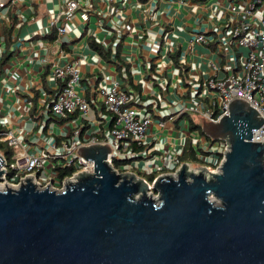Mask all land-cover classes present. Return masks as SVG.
I'll return each instance as SVG.
<instances>
[{
  "label": "crops",
  "instance_id": "1",
  "mask_svg": "<svg viewBox=\"0 0 264 264\" xmlns=\"http://www.w3.org/2000/svg\"><path fill=\"white\" fill-rule=\"evenodd\" d=\"M68 1L13 0L0 13V134L13 130L31 154L43 157L61 154L77 135L80 141L106 139L111 116L101 92L119 82L131 104L151 115L153 123L145 144L129 143L118 161L146 179L174 172L183 164L187 143L193 147L184 133L186 118L200 125L196 120L201 113L221 102L207 89L212 63L219 66V79L242 72L241 53L227 40L225 29L235 25L228 2L213 0L212 7L200 12L198 0L169 6L166 0H78L79 9L67 19ZM239 4L245 6L243 0ZM62 26L67 33L61 36ZM195 33L217 39L209 45L191 44ZM93 41L106 56L92 47ZM77 55L82 58L78 92L96 110L98 123L93 125L89 116L59 121L49 111L57 91L54 67ZM202 128L195 130L203 133ZM202 136L206 143L200 148L209 155L216 152L221 140Z\"/></svg>",
  "mask_w": 264,
  "mask_h": 264
},
{
  "label": "water",
  "instance_id": "2",
  "mask_svg": "<svg viewBox=\"0 0 264 264\" xmlns=\"http://www.w3.org/2000/svg\"><path fill=\"white\" fill-rule=\"evenodd\" d=\"M196 121L230 150L219 172L183 163L158 176V198L145 179L116 172L108 145L81 147L94 173L62 190L5 185L0 264H264V142L253 141L264 121L240 99L219 122Z\"/></svg>",
  "mask_w": 264,
  "mask_h": 264
},
{
  "label": "built area",
  "instance_id": "3",
  "mask_svg": "<svg viewBox=\"0 0 264 264\" xmlns=\"http://www.w3.org/2000/svg\"><path fill=\"white\" fill-rule=\"evenodd\" d=\"M13 0H0V13L12 3ZM177 0H166V5L175 3ZM181 1V0H179ZM228 2L227 12L234 17L235 25L226 28L228 34V44L236 47L241 53L242 72L232 74L223 79L217 77L219 66L212 63L214 74L207 82L209 95L217 96L221 102H214L213 109H207L201 113L202 118H206L212 123L219 122L223 117L229 115V105L232 101L240 99L254 108L264 121V0H243L244 7L240 6L241 0H226ZM213 0H198V5L203 11L207 6L212 7ZM209 3V4H208ZM78 0H70L65 5V14L67 19L79 9ZM262 14V15H261ZM225 30L222 34L225 33ZM59 35L67 33L64 26L58 28ZM217 39V38H215ZM207 33H195L191 44L209 45L215 41ZM81 56H75L71 61L61 65H55L53 77L57 84L58 94L52 101L50 113L57 120H64L69 116L84 115L90 109L85 94L79 93L81 87L80 62ZM47 62V59H43ZM102 95L106 99V109L111 116V128L109 137L101 139L97 136H90L87 140L80 141L78 135L72 138L70 142L64 145L61 154H49L48 156H37L31 154L27 145L13 132L8 130L0 134L1 141L7 143L13 150L12 162L9 164L7 158L2 154L3 167L5 171L1 182L11 187H19L26 179L31 178L39 187L50 186L52 189L62 190L69 182L75 181L80 173H94L93 161H87L78 155L81 147L91 145H108L111 153L108 155V163L116 170L117 173H134L126 171L122 166L121 157L124 154L125 146L133 142L138 146H143L149 135V129L153 123L151 115L146 111L140 110L131 104V95L125 91L119 82L113 84L109 90H102ZM28 105L33 106L31 101ZM163 125V123H161ZM254 142H264V124L253 133ZM230 144L226 141H220V146L216 152L207 153L204 148L197 150V157L202 161V165L193 167L188 163L190 168L197 170L203 166L211 172H219V169L225 159L226 153L230 150ZM213 157V158H212ZM212 158V160L210 159ZM49 160L54 163L47 176L42 178L46 168L45 161ZM61 160V164L57 162ZM209 160V163L206 162ZM181 166V165H180ZM180 166L172 173L175 174ZM58 167L75 168V172L65 178H60ZM9 171L15 174L9 178ZM137 176L143 178L137 173ZM164 175V174H161ZM159 175V176H161ZM158 177V176H157ZM156 177V178H157ZM145 179L150 186L151 194L158 198V194L152 190L151 182ZM63 186L62 189L59 187Z\"/></svg>",
  "mask_w": 264,
  "mask_h": 264
},
{
  "label": "trees",
  "instance_id": "4",
  "mask_svg": "<svg viewBox=\"0 0 264 264\" xmlns=\"http://www.w3.org/2000/svg\"><path fill=\"white\" fill-rule=\"evenodd\" d=\"M91 45L98 52H100L101 54L106 56V54L104 53L103 48L99 44H97L96 42L93 41V42H91ZM5 60L6 59L4 58V61ZM58 92L59 91L52 92L53 95H54V98L56 97ZM54 98H53V100H54ZM69 117H71V116H69ZM66 119H64V120H66ZM200 128H201V125L193 124V127L191 129L195 130V129H200ZM201 134L204 135L202 132H201ZM0 153H2L7 158L9 164L13 161L12 157H13L14 153H13L12 148H10L7 143L2 142L1 138H0ZM180 160H181V163L190 162V163H193L195 165H202V161L197 157V150L194 149V147H192L191 145H189V142L187 143V147L185 148V153L183 154V156L181 157ZM58 170L60 171V178L62 180L67 178V177H69V176H71L75 172V168L74 167L65 168V169H62V168L58 167ZM14 174H15L14 171H9L8 177L11 178ZM147 179L152 182L154 179H156V176H154V175L147 176Z\"/></svg>",
  "mask_w": 264,
  "mask_h": 264
},
{
  "label": "rangeland",
  "instance_id": "5",
  "mask_svg": "<svg viewBox=\"0 0 264 264\" xmlns=\"http://www.w3.org/2000/svg\"><path fill=\"white\" fill-rule=\"evenodd\" d=\"M220 3H222V2H225L226 0H218ZM7 9V8H6ZM6 9H4V10H6ZM262 15V14H261ZM154 89V91H156V90H158L159 88H155V87H153ZM152 89V86L150 85L149 86V88H148V90H147V92H146V94L147 95H149L151 92H150V90ZM165 105H168L167 103L165 104ZM168 107H170L171 109H172V112H174V110H175V108L173 107V106H170V105H168ZM86 116H89V120L91 121V124L93 125V124H96V123H98V119H97V116H96V110L94 109V108H90V111H89V113H85L84 114V117L86 118ZM110 116L109 115H107V118H109ZM195 120V119H194ZM186 122H187V126H186V128H185V130H184V133L189 137V139L190 140H193V142H192V145H193V147L196 149V150H198L200 147H201V145H203V144H205L206 143V140H205V138L201 135V131L200 130H192L191 128L193 127V125H192V123H191V121L188 119V118H186ZM67 125H71L70 123H67ZM169 125H170V127H172V131L173 132H175L176 130L175 129H173L174 128V124L172 123V122H169ZM29 147V146H28ZM30 148V147H29ZM62 163V161L61 160H59L58 162H57V164H61ZM53 165H54V163L53 162H51V161H49V160H46L45 161V166H46V168H45V170H44V172H43V174H42V176L43 177H46L47 176V171L49 172V170H51V168L53 167ZM199 165H195V164H193V167H198ZM60 189H62L63 188V186H60L59 187Z\"/></svg>",
  "mask_w": 264,
  "mask_h": 264
},
{
  "label": "bare ground",
  "instance_id": "6",
  "mask_svg": "<svg viewBox=\"0 0 264 264\" xmlns=\"http://www.w3.org/2000/svg\"><path fill=\"white\" fill-rule=\"evenodd\" d=\"M76 181V180H75ZM75 181H72V182H75ZM5 188V184H3L1 181H0V189H4ZM16 188V187H15Z\"/></svg>",
  "mask_w": 264,
  "mask_h": 264
}]
</instances>
